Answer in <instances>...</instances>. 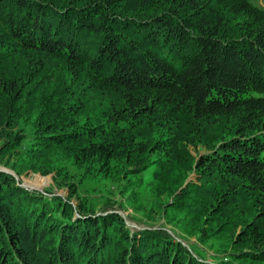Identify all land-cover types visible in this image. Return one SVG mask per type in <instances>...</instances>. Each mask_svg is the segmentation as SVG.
Returning a JSON list of instances; mask_svg holds the SVG:
<instances>
[{
	"label": "trees",
	"instance_id": "trees-1",
	"mask_svg": "<svg viewBox=\"0 0 264 264\" xmlns=\"http://www.w3.org/2000/svg\"><path fill=\"white\" fill-rule=\"evenodd\" d=\"M0 161L63 179L95 161L215 259L0 170V264H264V7L0 0Z\"/></svg>",
	"mask_w": 264,
	"mask_h": 264
},
{
	"label": "rangeland",
	"instance_id": "rangeland-1",
	"mask_svg": "<svg viewBox=\"0 0 264 264\" xmlns=\"http://www.w3.org/2000/svg\"><path fill=\"white\" fill-rule=\"evenodd\" d=\"M255 3L264 7L263 0H255ZM29 139V136L23 138ZM194 154L195 150L190 149ZM16 157L15 152H11L6 162L11 163ZM61 169L66 172L65 179L57 173L49 176L40 174H25L16 176V179L22 187L36 191L48 198H59L73 206L77 211L79 206H84L89 214L106 215L108 213L120 214L126 221L132 232L142 229L164 230L169 233L173 239L182 242L187 248H192L193 253L200 258L215 262L213 252L205 246H202L198 240L187 237L177 226L165 224L160 214L154 215L155 220L151 221L136 205L130 203L126 194L123 192V186L126 181L123 175L117 177L111 176V171L101 164L91 161L83 166H75L69 162H63ZM0 170H10L5 168L0 161ZM11 171V170H10ZM9 173V172H8ZM145 173V178L148 177ZM121 177V178H119ZM151 199H146L147 208H151ZM77 214H79L77 212ZM234 264L232 258L228 257L219 263Z\"/></svg>",
	"mask_w": 264,
	"mask_h": 264
},
{
	"label": "water",
	"instance_id": "water-1",
	"mask_svg": "<svg viewBox=\"0 0 264 264\" xmlns=\"http://www.w3.org/2000/svg\"><path fill=\"white\" fill-rule=\"evenodd\" d=\"M3 171H5V170H3ZM6 172H9V173H11V174L15 175V174L13 173V171L6 170ZM18 180H19V179H18Z\"/></svg>",
	"mask_w": 264,
	"mask_h": 264
}]
</instances>
